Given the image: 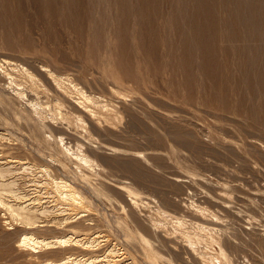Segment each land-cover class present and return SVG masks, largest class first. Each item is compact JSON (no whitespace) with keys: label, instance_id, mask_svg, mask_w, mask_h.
I'll list each match as a JSON object with an SVG mask.
<instances>
[{"label":"rangeland","instance_id":"1","mask_svg":"<svg viewBox=\"0 0 264 264\" xmlns=\"http://www.w3.org/2000/svg\"><path fill=\"white\" fill-rule=\"evenodd\" d=\"M22 66L48 87L45 66L96 102L88 113L69 100L62 119L50 99L45 127L10 84ZM0 132V159L48 166L88 196L93 224H73L106 235L101 253L117 243L136 264H203L182 220L193 234L211 227L234 264H264V0H0ZM50 134L95 161L87 180L51 162ZM51 229L39 234L63 231ZM22 230L0 206V264H40L18 245Z\"/></svg>","mask_w":264,"mask_h":264},{"label":"bare ground","instance_id":"2","mask_svg":"<svg viewBox=\"0 0 264 264\" xmlns=\"http://www.w3.org/2000/svg\"><path fill=\"white\" fill-rule=\"evenodd\" d=\"M3 61L10 66L15 65L8 59H3ZM41 70L46 73V75L42 74L48 87L37 74L24 66L20 69L21 78L11 73H7V75L16 95L28 99L31 110L36 114L43 126L47 127L50 125L46 115V109L50 111V99L58 106V115L62 119H66V116L61 107H63L64 103L70 102L69 100L82 111H87L89 104L96 102L94 96L88 95L71 80L56 75L45 66ZM29 94L36 95L37 100H30L28 98ZM41 94H48V100L42 102ZM92 110L95 111L94 109ZM49 119L55 121V117ZM77 120L80 123L84 121L81 115L77 116ZM0 136L4 137L5 134L0 132ZM48 137L56 145L57 153L60 156L58 159L52 157L51 162L64 166L66 161L72 162L76 165V169L79 172L77 176L87 180L89 175L84 172V168H94L95 161L82 152L80 148L75 149L73 145L68 144L67 141L65 142L63 135L54 136L50 134ZM115 188L126 196L130 204L134 206L138 204L135 198L137 194L128 185L119 184ZM0 206L10 214L17 225L22 227L23 230L18 245L30 251L33 255L32 257H34L33 262L40 264H136L132 259L126 258L125 248L117 243L107 246L101 253V242L105 240L106 235L100 231L96 232V235L92 233L91 235L88 231L86 232L73 224L78 220H82V223L93 224V222L88 221V216L89 212L91 213L92 209L94 210V205L89 202L88 196L78 187L63 178L55 177L48 166H39L23 159H0ZM121 207L126 213L130 212L126 205ZM76 209L79 210L74 212ZM162 212L165 215H169L166 211ZM176 224L181 227L179 228L183 234L182 236H185L184 238L190 245V249L198 255L197 257L200 258L199 260L203 264H234L226 249L212 236L213 229L211 227L198 224V228L203 233L211 235L212 238L210 239L220 245V252L210 249L209 235L193 234L188 229L182 230V227H184L182 220H177ZM54 227L63 230L62 233L53 236L39 234L40 231L46 230V228L55 230ZM15 228L14 225L9 227V229ZM136 232L138 237L149 246V250L155 251L151 241L140 230ZM201 244H204V247L202 245L203 248L199 249L198 247ZM56 249L62 250L63 255L61 258L57 260L40 258L43 252ZM74 249H80L82 253L76 254L73 252ZM157 255V253H152L150 258H158Z\"/></svg>","mask_w":264,"mask_h":264}]
</instances>
